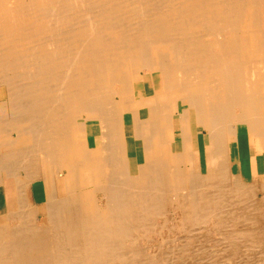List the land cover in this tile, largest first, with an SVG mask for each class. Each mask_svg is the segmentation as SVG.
<instances>
[{"label": "bare ground", "instance_id": "1", "mask_svg": "<svg viewBox=\"0 0 264 264\" xmlns=\"http://www.w3.org/2000/svg\"><path fill=\"white\" fill-rule=\"evenodd\" d=\"M0 264H264V0H0Z\"/></svg>", "mask_w": 264, "mask_h": 264}, {"label": "rangeland", "instance_id": "2", "mask_svg": "<svg viewBox=\"0 0 264 264\" xmlns=\"http://www.w3.org/2000/svg\"><path fill=\"white\" fill-rule=\"evenodd\" d=\"M142 90V87H139ZM245 139V138H244ZM245 141V140H244ZM3 189H4V203L10 210L11 206H15V186L11 179H8L5 174L3 176ZM42 211V210H41Z\"/></svg>", "mask_w": 264, "mask_h": 264}, {"label": "crops", "instance_id": "3", "mask_svg": "<svg viewBox=\"0 0 264 264\" xmlns=\"http://www.w3.org/2000/svg\"><path fill=\"white\" fill-rule=\"evenodd\" d=\"M40 191H42L41 188H35L34 189V196L33 197H34V200L37 202H41L40 200H42Z\"/></svg>", "mask_w": 264, "mask_h": 264}]
</instances>
